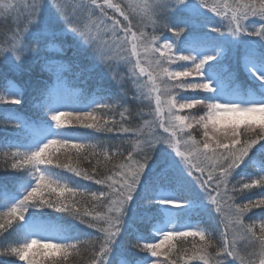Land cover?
<instances>
[{
  "label": "snow or ice",
  "instance_id": "6c2138e0",
  "mask_svg": "<svg viewBox=\"0 0 264 264\" xmlns=\"http://www.w3.org/2000/svg\"><path fill=\"white\" fill-rule=\"evenodd\" d=\"M0 129V264H264V0H0Z\"/></svg>",
  "mask_w": 264,
  "mask_h": 264
},
{
  "label": "trees",
  "instance_id": "16d2710c",
  "mask_svg": "<svg viewBox=\"0 0 264 264\" xmlns=\"http://www.w3.org/2000/svg\"><path fill=\"white\" fill-rule=\"evenodd\" d=\"M68 55L70 56L71 55V50H69L68 52ZM44 76L46 77L47 76V73H44ZM25 80H27V77H24L22 80H21V83H23ZM185 95H190L191 93H184ZM147 104H148V101L147 100H143V101H133V102H130L127 107L130 108V110L133 112L134 114V117H135V120H134V123L139 125V126H144V120L141 119L140 116L136 115L137 112H144L145 114H147L148 112V108H147ZM143 105V107H142ZM187 111V110H186ZM191 111H196V109H193ZM146 119H148L149 121L151 120V117L150 116H146ZM147 131V128L145 129ZM11 131V130H10ZM5 133L3 132L2 129H0V136L4 135ZM4 172L2 170H0V175H3ZM80 184L82 185H88L90 186L93 190H98L100 188L99 185H91L90 182L88 181H79ZM258 190H252L251 193H248V195H253L255 192H257ZM254 212H259V210H254ZM249 215H252V213H249ZM203 226V225H202ZM83 227V226H82ZM88 232H92L94 230L92 229H88L87 230ZM87 256H88V253L82 249V252H81V255L79 257H75L73 258V264H83V261L87 259Z\"/></svg>",
  "mask_w": 264,
  "mask_h": 264
}]
</instances>
